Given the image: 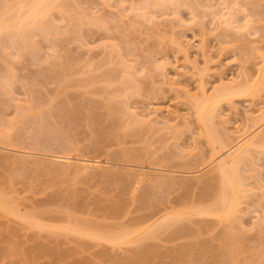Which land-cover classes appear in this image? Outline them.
I'll return each mask as SVG.
<instances>
[{
  "label": "rangeland",
  "instance_id": "1",
  "mask_svg": "<svg viewBox=\"0 0 264 264\" xmlns=\"http://www.w3.org/2000/svg\"><path fill=\"white\" fill-rule=\"evenodd\" d=\"M8 9L32 25L0 31V200L16 210L0 212V264H264V0H0V18ZM243 129L263 138L234 168L236 213H196ZM57 155L104 166L64 169ZM161 207L191 213L186 232L138 239L165 212L138 218Z\"/></svg>",
  "mask_w": 264,
  "mask_h": 264
},
{
  "label": "bare ground",
  "instance_id": "2",
  "mask_svg": "<svg viewBox=\"0 0 264 264\" xmlns=\"http://www.w3.org/2000/svg\"><path fill=\"white\" fill-rule=\"evenodd\" d=\"M36 1V0H35ZM40 1H43V0H40ZM32 3H34V1H32L30 4H32ZM39 4H41V2L39 3ZM45 4V3H44ZM49 4V3H48ZM47 4V5H48ZM28 5H29V2H28ZM34 5V4H33ZM43 5V4H42ZM6 6V5H5ZM9 7V6H8ZM48 7V6H47ZM14 8V7H13ZM18 8H20V7H18ZM29 8L30 9H32V11L30 12V14H32V17H34V15H36L37 13H39L40 12V14L42 15V13H44L43 11H40V8H39V6H38V3L37 4H35L33 7H30L29 6ZM11 9V8H10ZM9 10V9H8ZM12 10V9H11ZM14 10H20V9H13L12 10V12L9 10V11H7L9 14V16H5V17H1L0 18V31L2 32V30L3 29H6V28H12V26H18L17 28H14L13 29V33H20L19 31L20 30H18L20 27H22V29L26 26L25 24H27V25H29L30 23H32V22H28V20H27V18H23L22 19V17H20L19 15V17H20V20L16 23L15 21H17L16 20V18L18 17H16L15 15H13V16H10V12L13 14V11ZM42 10H43V8H42ZM22 11V10H21ZM28 11V10H27ZM20 12V11H19ZM42 12V13H41ZM45 15V14H44ZM44 15H43V17H44ZM24 16V15H23ZM38 16V15H37ZM10 17V18H9ZM15 17V19H14V21L13 22H11L12 20L11 19H13V18ZM42 18V17H41ZM10 20V21H9ZM34 20V19H33ZM42 20V19H41ZM229 20V19H228ZM15 23H16V25H15ZM225 23V22H224ZM229 23V22H228ZM22 25H25V26H22ZM32 25V24H31ZM31 25H29V27L28 28H30L31 27ZM45 26V25H44ZM27 28V27H26ZM24 31V30H23ZM21 43V42H20ZM27 43V42H26ZM226 89H228L227 87H226ZM234 89V88H233ZM224 90V89H223ZM230 90H232V87H230ZM230 90H228L229 92H227V91H224V92H222V94H220V95H226V94H235V93H238L237 91H239V90H232V91H230ZM242 92V91H241ZM220 95H218V96H220ZM216 98V97H215ZM220 98V97H219ZM215 100V99H214ZM216 100H218L217 98H216ZM215 100V101H216ZM213 102V101H212ZM211 101H210V99H203V102H200V104H199V106H198V113H199V115H200V119H201V122H202V126H203V128H204V130H205V132L207 133V134H204V135H209V137L211 138L210 140V142L212 143V147L214 148V150L216 151L217 150V146L215 145V142L218 140H216V138H212L214 135H213V133L212 134H210V130L209 129H211L209 126H208V123H209V119H210V121H212V119L211 118H213V117H211V118H209L210 116H212V115H210V109L211 108H214V107H211L210 106V104L212 103ZM215 106V105H214ZM212 110V109H211ZM214 112V111H213ZM212 112V113H213ZM211 113V114H212ZM254 117V116H253ZM257 119H255V121L253 120V124H252V126H255V124L256 123H260V121H261V118L260 119H258V117H256ZM252 119L253 118H251V121H252ZM259 120V122H257ZM262 120H263V118H262ZM263 122V121H262ZM244 128H246V127H244ZM253 128V127H252ZM249 129V128H248ZM248 129H243V131L239 134V139H238V141L236 142V143H234L233 145H231L228 149H229V151H228V153H227V155H225V156H223L220 160H218L217 161V164H216V169H215V172L216 173H213L211 176V178L209 179H207V185H206V187L204 188V190L202 191V192H200V193H197V197H196V199H194V201H197V202H206L205 200H207V199H210V198H212V200H211V202H210V200H207V202H210L209 204H207V206H205V207H199V206H196V207H198V208H200V209H198L197 211L196 210H193V211H195L196 213H200V215L201 214H207V215H211V214H218V215H220V216H222L223 218H225L226 216H227V218H228V216L229 215H231V214H233V213H236V212H234L235 210H234V208H235V206H236V204H237V200L239 199L238 198V184H241V183H239L240 182V180L237 182V178H236V176L237 175H235L233 172H235L234 171V168H235V166L237 165V163L246 155V154H248L249 153V151H250V149H251V147L253 146V145H255L254 147H256V145L258 144L257 142V140L259 139V140H261L262 138H263V136H258V137H256V134L254 133V135L255 136H252L251 137V135L249 136V137H247V138H245V135H246V132L248 131ZM242 130V129H241ZM250 130V129H249ZM264 130H262V132H263ZM257 133V132H256ZM211 135H213L212 137H211ZM253 135V134H252ZM247 136V135H246ZM209 137H207V138H209ZM215 139V140H214ZM264 140V139H263ZM209 141V140H208ZM220 141V140H219ZM217 143L218 144H221V142L219 143L218 141H217ZM263 144V143H262ZM222 145H219V149L221 148V149H223L222 147H221ZM258 146H260V144L258 145ZM258 148V147H257ZM212 151V154L214 155L215 153H217V151L214 153L213 152V150H211ZM218 151H220V150H218ZM219 153V152H218ZM250 155V154H249ZM214 157V156H213ZM46 158H48V157H46ZM50 158H52V157H50ZM53 159H55V160H57V161H60L61 162V164H59V166H61V168L64 166L65 168L64 169H66V167H68L67 169H69V168H71L72 166H74V168H76V170H78V169H81V171L83 172V171H85V170H91V171H93V169H94V171L95 170H97V169H99V167H101V166H104V165H102V164H104V162L102 161V160H99V159H97V158H89L88 156H86V157H82L81 155H80V157H74V156H67V155H57V156H53ZM47 160V159H46ZM51 160V159H50ZM242 161V160H241ZM43 162H45V161H43ZM49 163H50V161H48ZM50 164H52V162L50 163ZM50 164H48V165H50ZM55 164H58V163H55ZM54 164V165H55ZM46 165V164H45ZM63 165V166H62ZM49 167V166H48ZM239 167V166H238ZM108 169V168H107ZM61 170V169H60ZM238 170V169H237ZM97 171H99V170H97ZM101 171H103V170H101ZM80 173V172H79ZM84 173V172H83ZM142 173V172H141ZM144 176H146V175H144ZM186 182V181H185ZM242 187H243V185H241ZM239 190L241 191V189L239 188ZM239 195H241V194H239ZM181 200V199H180ZM187 200V199H186ZM192 200V202H194L193 201V199H191ZM176 202H179V199H177V200H175ZM174 201V203H176ZM183 202V201H182ZM189 201H187V203H188ZM5 203H6V205H5ZM183 204V203H182ZM192 204H195V203H192ZM205 204V203H204ZM174 205V204H173ZM173 205H172V207H173ZM176 205H179V204H176ZM166 206V205H165ZM168 206V205H167ZM189 206H191L190 204H189ZM189 206H187V207H189ZM171 206L169 205L168 207H166V208H170ZM177 207V206H176ZM182 207H184V206H182ZM193 208H194V206H192ZM9 206H8V203H7V201H1L0 200V212L2 213V214H4L5 216H8V214L7 213H12L15 209L13 208V211L12 210H9ZM162 208V207H161ZM176 209V208H175ZM175 209H172L170 212H168L169 210H167V212H165V210H164V207L161 209V210H159L158 208H157V210L156 209H154V211H149V212H147V213H145V214H143V215H141L139 218H138V220L140 221V222H142V221H148V219H152L153 217H155V215H157V214H159V213H161V215H162V212L161 211H163V212H165L162 216H161V218L159 219H157L155 222H151L150 224H148L145 228H143L144 230L142 231V232H140V236L138 235V239H140L139 237H141V238H143L144 236H146V235H150L151 237H152V235L153 234H155L154 233V231H157L158 232V229H162L163 228V226L164 227H166V231H167V229H169L170 231L172 230V233H175V234H181V233H185L186 232V229H187V227H186V225L184 226V225H181L180 224V220H181V218L182 219H184L183 217H186L187 216V212L188 211H186V212H183V211H176ZM183 209V208H182ZM187 209V208H186ZM173 210H175V211H173ZM191 209L189 210V211H192ZM16 211V210H15ZM173 211V212H172ZM18 213V212H17ZM15 214V216L17 217V215L19 214ZM7 214V215H6ZM21 215H22V212L20 213ZM188 214H189V212H188ZM191 214V213H190ZM189 214V215H190ZM193 214V213H192ZM3 215V216H4ZM234 215V214H233ZM10 216V215H9ZM19 216V215H18ZM27 216V215H26ZM21 217V216H20ZM22 217L24 218V216L22 215ZM30 217V216H29ZM32 217V216H31ZM230 217V216H229ZM25 218H27V217H25ZM33 218V217H32ZM32 218H30L31 220H32ZM187 218V217H186ZM190 218V217H189ZM222 218V220H224ZM20 219V218H19ZM221 219V218H220ZM23 220V219H22ZM26 220H28V218L26 219ZM25 220V221H26ZM226 220V219H225ZM26 222H28V223H34V222H36V221H33V222H30V221H26ZM71 223V222H70ZM81 224V223H80ZM84 224H86L87 225V223H84ZM91 224V223H90ZM34 225V224H33ZM75 226H73V228L74 227H76L77 228V231L79 232V233H81V234H83V235H85V234H88V235H91V233H93L92 232V230L91 229H89V231L90 232H86L85 231V227L83 226V227H77V225L76 224H74ZM85 225V226H86ZM70 225H68V227H69ZM90 226H92V225H90ZM72 227V226H71ZM70 227V228H71ZM84 228V229H83ZM124 229V228H123ZM74 231H75V228H74ZM120 231H121V229H120ZM124 231H126V232H128V234H129V230L128 229H124ZM95 232V231H94ZM119 232V231H118ZM123 232V231H122ZM126 232H124V233H121V235H114V234H109V236L108 235H101V233L99 232V233H97V235H95V234H92V235H95V236H98V238H102V239H107V240H109V241H115V240H117V239H121V238H124L125 237V234H126ZM90 233V234H89ZM99 234V235H98ZM107 234V233H106ZM119 234V233H118ZM138 234V233H137ZM127 237V236H126ZM129 237V236H128ZM127 237V238H128ZM154 237V236H153ZM242 237V236H241ZM241 237H239V238H241ZM137 238H135L136 240H137ZM238 239V238H237ZM128 239H126V241H127ZM133 241H135V240H133ZM138 241V240H137ZM241 241H243V240H241ZM119 242V241H118ZM243 244V243H242ZM241 247V246H240ZM143 250H145V248L143 249ZM148 250V249H147ZM224 251H226V250H224ZM147 252V251H146ZM140 253H142V252H139V254ZM234 253V252H233ZM143 255H146V253L144 254V253H142ZM137 256V257H136ZM136 256H135V259L136 258H138L139 257V259H140V256L141 255H138V253H136ZM224 256V255H223ZM143 257L144 256H142L141 258L143 259ZM141 261V260H140ZM136 263H138V260H137V262Z\"/></svg>",
  "mask_w": 264,
  "mask_h": 264
}]
</instances>
